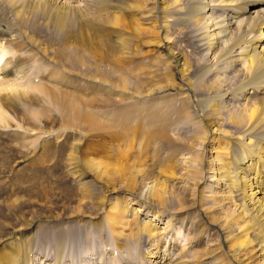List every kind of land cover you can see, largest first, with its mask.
<instances>
[{"label": "bare ground", "instance_id": "bare-ground-1", "mask_svg": "<svg viewBox=\"0 0 264 264\" xmlns=\"http://www.w3.org/2000/svg\"><path fill=\"white\" fill-rule=\"evenodd\" d=\"M74 1L78 2L79 0H0V42L10 47L14 51V55H12L14 58L16 57V60H5L1 55L4 53L2 51L0 53V73L3 75V78L0 79V125H15L14 120H17V124L20 123L18 125L26 128L29 135L34 131L47 135L45 138L41 137V146L37 148L32 144L26 146V142L21 138L23 134L0 131V150H2L1 152L8 150V155L1 156L2 153L0 154V161L6 162L8 167L18 170L22 177L24 170L31 169L34 164H50L48 155L56 152L58 157L64 158L66 162V165L64 164L68 168L66 177H74V181L78 180L81 188H86L90 181L100 183L97 171L93 166L90 163L82 162L87 145L81 142L73 143L70 147L66 143L54 145V139H50L53 127L47 129L46 120L51 119L54 124L58 118L51 114V110L45 105V102L52 101L64 109L67 114L70 111H77V98L74 95H68L61 89V86L64 88L73 87V84H77L78 81L71 77L76 74L67 72L57 61L50 59L56 43L45 45L37 38L38 35L30 34V20L34 14L40 17L50 16L52 22L46 26H50L51 32L58 42H62L61 37L65 42L69 35H75L80 47L85 46V38L105 44V58L111 62L115 69H118L121 63L138 59L142 55L155 57L159 54L157 57L171 59V63L177 71L176 78L180 87L170 86V91L181 98L185 97L184 93H187L188 97L190 94H194L193 89L199 86L200 82L191 83L189 81V75H192L196 66L192 67L186 54L174 48L173 44L176 37L179 36L176 35V28L173 29V27L180 23L184 25L192 23L195 33L191 38L194 39L197 48L200 52H207L208 56L213 57L211 59L209 56L210 60L202 64L200 69L205 73L216 75L218 79H220L219 76H224L229 80L236 76L241 79V84L237 85L238 87H232V89L228 88L223 91L216 82L207 89L209 93L223 91L221 94L216 92L215 95L220 94L219 97L225 104L233 105V111L229 113L226 122L221 120L220 111L216 114L212 110L213 122L206 124L210 130L199 137L201 145H205L209 138L213 139L209 145L213 144L214 148L212 151H206L210 158L208 156L207 160L204 159L208 170L207 172L203 171L204 181H208L206 174H209L215 185L217 184L221 189L222 194L220 196L216 193L213 195L204 194L203 188L199 186L194 208H191L187 206L192 201L191 197H186L184 202L178 203L176 207L169 206L167 203L171 195L166 188L152 190V187L145 186L141 190L129 191L137 200L136 203H142L139 204L138 209L143 207L147 211L150 207L157 221L164 217H167L168 220L174 217L175 221H178L190 216L194 209L197 210L202 221L214 227L211 232L215 231L217 234L214 236L220 237L221 244L226 247L225 253H220L223 258L220 264H264V157L262 156L264 153V0H152L148 7L145 6L146 0H81L86 2L83 8L76 6ZM253 5L256 7L255 10H252ZM208 11L210 14L206 15ZM181 29H177V32H184V29ZM11 32H13V37L9 36ZM97 35H100V39ZM187 36L189 35H186V38L182 36V38L189 40ZM148 46H153L155 49L139 50ZM86 47L91 49L92 44H88ZM36 58L43 66L53 70L52 72L50 70L47 77L41 76V81L49 82L51 80L56 82L60 88L43 83L24 86L25 83L17 81L14 74L20 72L21 75L27 76L26 74L29 73V69H32V62ZM231 70H234L235 74L227 75L226 73L229 71L231 73ZM102 84L107 85L108 83L104 81ZM111 89L112 92L120 93L121 99L127 94V91L123 89L119 90L113 87ZM116 96L119 97V95ZM214 96L205 94L204 101H210V99H214ZM33 105L38 106L35 108ZM25 108L33 110V112H26ZM90 110L92 111V109ZM36 119H40L46 128L38 130L37 124L34 123ZM130 119L132 120V116L128 120ZM128 120L129 124L126 122L125 125H130L131 120L130 122ZM123 128L124 126L120 127L121 130ZM137 134L138 132H132L125 139H135ZM63 137L64 134L60 136L62 140ZM33 147L35 149L32 151ZM10 171L13 170L10 169ZM152 173L154 172H146V174ZM24 176L26 179V173ZM7 180L9 179L7 178ZM12 180H14V176ZM91 183L93 184V182ZM144 190L147 192L144 193ZM13 193L0 196V264H27L26 242L28 243L30 237L28 238L24 232L36 229L37 226L39 228V219L53 221L66 216L73 217V213L69 215L57 213L56 217L31 215L30 219H23L25 224L17 223L15 218L9 217L8 209L15 211L12 207L19 205L20 212H24L29 204L25 206L28 203L25 199L27 195L17 196L19 194L14 195ZM114 193L115 189L112 188L110 197L103 200L99 210L92 209L90 212H84L80 216L74 217L82 219L84 224H95L101 221L109 224L108 230L114 235V240L120 247H124V241L129 236L133 238L132 235L136 237L145 235L151 240L159 238L157 239L159 241L161 235L157 223L152 220L141 223L140 211L136 207L129 206L127 201L123 204L121 200L112 195ZM229 205L239 211L240 217L233 221L234 217L230 219L231 212L234 215L235 212L228 210L230 214L227 218L230 220L224 222L226 226L218 229L216 212L226 209ZM104 210L106 217L102 215ZM1 213L7 214L12 222H8ZM192 220L187 223L192 233L188 242L191 249L199 245L205 238V234H202L201 227H199L202 224L200 217L196 223H193ZM173 223L174 221L172 224L169 222L167 227V229L170 227L169 231L174 228ZM65 229L61 232L57 231L59 235L64 236H62L64 240L68 238L65 236L71 234L70 231H78L77 227L71 230L69 226L68 232L67 228ZM52 233L54 235V232ZM71 239L67 240L71 242ZM31 245L33 246V244ZM155 246L159 255L152 253L154 254L153 258L155 257L152 264H155V261L157 264H189L186 259L187 252L179 247L177 242L169 246L172 252H177L179 248L175 260L168 254L167 256L163 255L162 248H158V245ZM215 251L216 249L213 253ZM218 255L219 253H216L210 257L203 250L198 252L196 261L191 259L190 262L191 264H217Z\"/></svg>", "mask_w": 264, "mask_h": 264}, {"label": "rangeland", "instance_id": "rangeland-1", "mask_svg": "<svg viewBox=\"0 0 264 264\" xmlns=\"http://www.w3.org/2000/svg\"><path fill=\"white\" fill-rule=\"evenodd\" d=\"M79 1H74L75 5L83 8L86 2ZM151 2L152 0H146L145 6L148 7ZM255 9L256 7L253 5L252 10ZM208 13L209 11L206 15ZM30 21V34L34 33L38 35L37 38L45 45L56 43L50 59L57 61L67 72L77 75H71V77L78 81L77 84H73V87L68 86V88H64L61 86V89L68 95L71 94L77 98V111H70L67 114L64 109L52 101L47 100L45 102V105L51 110V114L55 118H58L54 124L51 122V119L46 120L48 123L46 126L47 129H50L51 126L53 127L50 139H54V145L66 143L70 147V145L76 142L87 145L82 162L90 163L93 166L97 171L96 174L100 183L90 181L86 186L87 189L81 188V184H78V180L74 181V177H66L68 170L65 166L66 162L64 158L58 157L56 152L49 153L50 164H34L31 169L26 168L27 170H24L22 177L18 170L8 167L6 162L4 164L0 161V196L10 195L12 192H14V195L19 194L17 196L27 195L25 199L28 203L25 206L27 204L29 205L27 209L25 208L26 210L23 209L25 210L24 212H20L21 207L19 205L12 207L15 211L19 209L17 212L8 209L9 217L15 218V222L18 221L17 223L25 224L23 219H30L31 215H43L44 217L49 215L56 217L57 213L62 215L73 213V217L66 216L63 219H55L53 221L39 219V228L38 226L36 227L38 230L29 229L28 232H24L28 235V238L30 237L28 243L26 242V252H28L26 254V263L152 264L155 258H153L152 255L154 254L152 253H157V256L159 255V252L155 249V245H158V248H162L163 255L166 254L167 256L168 254L170 258L175 260L177 258L176 254L179 253V248L177 247V252H172L169 246L177 242L179 247H182L187 252L186 259L189 261V264H191V259L196 261L198 252L203 250L210 257L219 253L217 256V264H220L223 261L220 253H225L226 247L221 244L220 237L214 236L217 233L215 231V233L211 232L212 229L214 230V227L209 223L205 224L197 210L194 209L190 216L181 218L178 221H175L174 217L169 218V220L167 217H164L157 221L150 207L147 211L143 207L140 210L138 209L139 204L141 205L142 203H136L137 200L134 199V196L129 190H141L145 186L152 187V190L166 188L171 195L167 204L173 207H176L178 203H183L186 197H191L192 201L187 206L194 208L199 186L203 188L204 194L213 195V193H216L220 196L222 194L221 189L218 188L217 184L215 185L211 176L206 174L208 181H204L205 176L203 174L204 170L206 172L208 171L204 159L207 160L209 156L206 154V151H212V148H214L213 144L209 145V142H212L213 139L209 138L205 145H201L199 143V137L210 130L206 124L213 122L212 110L216 114L220 111L221 120L227 122L229 113L233 111V105L229 103L225 104L219 95L221 92L228 90V88L238 87L241 84V79L238 76L230 80L224 78V76H219L220 79H218L216 75L205 73V71L200 69L202 64L207 63L213 57L209 55V58L207 52H200L197 48L196 43L193 41L194 39L191 38L192 36L194 37L192 34L195 33V28L192 23H186L185 25L180 23L178 26L173 27V29L176 28V35L180 37L177 38L175 36L174 48L186 54L192 67L196 66L193 69L192 75H189V81L191 83H194V81L195 83L200 82V85L193 89L195 96L194 94H190V97H188V94L184 93L185 97L181 98L170 91V86L180 87L176 78L177 71H175L171 59L157 57L159 54L155 57L153 55L147 57L142 55V58L138 57V59L121 63L118 69H115L111 62L105 58V44L91 38H85V46L80 47L75 35H69L65 42H63L64 38L61 37L62 42H58L51 32L50 26H46V24L52 22L50 16L40 17L34 14ZM177 29H184V32H177ZM12 33H10V37H13ZM184 34L189 35L187 36L189 40L185 39L186 35ZM182 36L185 38H182ZM97 37L100 39V35H97ZM88 44H92L91 49H87L86 45ZM10 49V47L0 42V53L1 51L4 53L1 55L4 56L5 60H16V57L14 58L13 56L14 51ZM154 49L153 46H148L142 47L139 50L146 51ZM40 57L43 58L41 55ZM143 57L145 58L143 59ZM35 60L32 62V69H29L30 71L28 70L29 73L26 74L27 76L21 75L20 72L14 74L17 81L19 83H25L24 86L43 83L60 88L56 82H52L51 80L49 81L51 83L41 81V76H48L50 70L51 72L53 70L45 65L44 67L37 58ZM234 72V70H231V73L229 71L226 74L233 75L235 74ZM2 78L3 75L0 73V79ZM104 81L109 85H103L102 82ZM215 82L223 90L220 92L215 91V93H220L216 95L215 93L207 92V89L211 85H214ZM111 87L114 89L118 88L119 90L123 89L127 91V94L121 99L122 95L112 92ZM205 94L215 95L214 99L205 102ZM116 95H119V97ZM233 103L236 102L233 101ZM37 106L33 105L35 108ZM24 110L26 112H33V110H28V108ZM131 116L132 120L130 119V125H125ZM130 120L128 121L130 122ZM17 122V120H14L15 125L11 126L0 125V131L12 134H23L21 138L26 142V146L32 144L37 148L40 147L41 139L47 137V135L35 131L29 135L26 132L28 130L18 125L20 123L17 124ZM34 123L37 124L38 130L46 128L40 122V119H36ZM127 124L129 123L127 122ZM123 126V130H121L120 127ZM132 132H138L136 138L126 140V136ZM62 134H64L63 140L60 138ZM34 149L35 147L32 148V151ZM1 151L0 154L4 152L1 156L8 155V150ZM262 156L264 157V153H262ZM29 167L31 166L29 165ZM10 169L13 171L11 172ZM147 171L154 173L146 174ZM25 173L26 179L24 176ZM13 176L14 180H12ZM112 188L115 189V193L112 194L113 196H116L123 204L127 201L129 206L136 207L140 211L141 223L148 220L157 223L158 231L161 235L159 241L157 240L159 238L156 241L155 239L151 240L150 237L148 238L145 235L141 237L132 235L133 238L130 236V238H126L123 244L124 247H120L115 242L114 235L108 230L109 224L104 221L96 222L95 224H84L82 219L79 220L77 218L82 213L90 212L92 209L99 210L100 205L103 204V200L110 197ZM143 192L145 193L147 191L144 190ZM231 205L227 206L226 209L217 210L216 216L218 223L216 226L218 229L226 226L224 222L233 217V221L239 219V211L234 210ZM229 207L231 208L229 209ZM228 210L235 212V215L231 212L230 219L227 218L230 214ZM105 213L106 211L104 210L102 213L104 217H106ZM3 216H5L4 218L8 222H12L7 214L3 213ZM198 217H200L201 223L203 224L199 227H201L202 234H205V238H203V241L199 245L191 249L189 248L188 242L192 233L187 223L191 219H193V223L198 222ZM173 221L174 228H171L172 231H169L170 227L168 229L167 227L169 226V222L172 224ZM67 226H70L71 230L74 227L78 228L77 232L76 230H72L69 232L71 234L65 236L68 237V240L72 237L71 242L67 239L64 240V236L59 235L57 232L66 230L65 228H67L68 232L69 229ZM52 232H54V235ZM215 249L216 251L213 253ZM155 264H157V261H155Z\"/></svg>", "mask_w": 264, "mask_h": 264}]
</instances>
